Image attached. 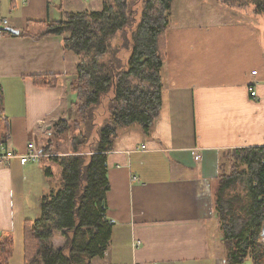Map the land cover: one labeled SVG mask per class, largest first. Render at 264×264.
I'll return each instance as SVG.
<instances>
[{
    "label": "crops",
    "instance_id": "1",
    "mask_svg": "<svg viewBox=\"0 0 264 264\" xmlns=\"http://www.w3.org/2000/svg\"><path fill=\"white\" fill-rule=\"evenodd\" d=\"M82 1L0 0V22L17 32L30 22L59 23L65 13L85 11ZM203 1L179 6V23L171 21L173 2L160 118L150 138L139 128L125 130L106 155L105 217L113 223L112 244L94 264H224L216 252L222 239L211 185L222 153L264 146V16L253 6L242 10L221 3L229 8L222 11L224 20H199ZM210 7L221 14L216 4ZM67 61L59 37H0V80L11 125L6 151L26 156L34 147L41 153L52 125L70 107ZM44 75L61 76L57 87H34L32 78ZM253 82L258 101L250 98ZM41 156L25 165L19 158L0 159V232L13 235L10 264H24L25 222L39 217L40 189L52 175L41 161L54 162ZM53 242L62 248L65 239L58 233ZM118 246L126 251L115 255Z\"/></svg>",
    "mask_w": 264,
    "mask_h": 264
},
{
    "label": "trees",
    "instance_id": "2",
    "mask_svg": "<svg viewBox=\"0 0 264 264\" xmlns=\"http://www.w3.org/2000/svg\"><path fill=\"white\" fill-rule=\"evenodd\" d=\"M215 1L234 9L253 6L264 16V0ZM173 2L103 0L100 11L65 13L59 23L30 22L18 34L4 30L9 37H59L66 61L74 57L69 110L52 125L40 153L61 167L62 187L42 198L37 219L25 222L24 264H94L109 252L106 155L125 130L139 128L149 139L160 118ZM60 77L32 80L34 87L55 88ZM10 132L0 80V148ZM211 193L227 250L224 264H264V146L222 153ZM58 233L62 248L53 244ZM13 256L12 233L0 232V264H10Z\"/></svg>",
    "mask_w": 264,
    "mask_h": 264
},
{
    "label": "rangeland",
    "instance_id": "3",
    "mask_svg": "<svg viewBox=\"0 0 264 264\" xmlns=\"http://www.w3.org/2000/svg\"><path fill=\"white\" fill-rule=\"evenodd\" d=\"M76 2H78V0H76ZM82 4V7L83 9H92L94 11H100L102 9V6H103V0H83L82 2H79ZM187 3H190V4H193V0H174V12H173V19H171V21L173 22H177L179 23L180 21H182L180 19V17L183 15V12H179L178 10H176L179 6H182L184 8V5L187 4ZM209 3V5L211 6L212 3L213 4H216L218 9L221 10V14H217L215 13L212 8L209 6H207ZM203 5L205 6H201V4L199 5V11H202V13L204 15H199L197 16L199 20H206L207 19V16L210 18L211 21H221V20H224L225 16H222V11L225 10V9H229V8H225L221 2H214V1H211V0H204L203 1ZM212 14H216V15H212ZM218 15V16H217ZM1 20V18H0ZM2 22H0L1 24ZM68 65H70V68L71 70L73 71V66H74V57L70 55V57L68 58ZM71 78V77H70ZM64 104H68L69 105V99H66ZM42 163V168L45 170V169H49L50 171H52V175H50V179L48 178V176L46 175V177L49 179L47 185L40 189V192L42 193V197L40 198L42 200V198L44 197H48L51 195V193H55L57 191L60 190V188L62 187V181H61V178H62V169L61 167H59L58 165L56 164H50L48 165V161L46 160H43L41 161ZM226 163V162H225ZM227 165V163H226ZM49 184V185H48ZM54 191V192H53ZM31 201L34 203L35 202V199H34V195L33 194H30V197ZM40 212V210H39ZM215 228H217V224H215ZM217 233H220V236H221V239L223 238L222 236V233L221 231H219V229L217 228V231H216V234ZM215 241H216V236H215ZM261 242L264 243V237L262 238ZM54 244V242H53ZM216 244H217V249H216V252H217V255H222L223 258H225V256L227 255V250L225 248V245L223 244V240H220L217 239L216 241ZM126 251V249L124 247H117L116 250L114 251V254L115 255H118V252L117 251ZM109 252L106 254L108 255ZM100 263V260H96ZM97 263V262H95ZM243 264H252L250 262V260L244 262Z\"/></svg>",
    "mask_w": 264,
    "mask_h": 264
},
{
    "label": "built area",
    "instance_id": "4",
    "mask_svg": "<svg viewBox=\"0 0 264 264\" xmlns=\"http://www.w3.org/2000/svg\"><path fill=\"white\" fill-rule=\"evenodd\" d=\"M6 24H7V21H3L0 24V37L3 36L4 33H5L4 30L7 27ZM252 75L253 76H256L257 75V72L254 71L252 73ZM257 82L250 83V85H249L250 98L254 99L255 101H258V94H257V91H256V84H257ZM30 148L31 149H30V152L28 153V155H26V156H19V155L13 153V152L6 151L5 147L4 146H1L0 149L3 152V155L0 157V159L19 158L20 161H21V163L23 165L28 164L30 162H32V163H38L39 160H40V158L42 157L41 154L34 147H30ZM136 245H139V244H136ZM136 245H135V247H136Z\"/></svg>",
    "mask_w": 264,
    "mask_h": 264
},
{
    "label": "water",
    "instance_id": "5",
    "mask_svg": "<svg viewBox=\"0 0 264 264\" xmlns=\"http://www.w3.org/2000/svg\"><path fill=\"white\" fill-rule=\"evenodd\" d=\"M11 32H13V33H15V34H18V32H17V31H14V30H12ZM262 236L264 237V227H263V233H262Z\"/></svg>",
    "mask_w": 264,
    "mask_h": 264
}]
</instances>
